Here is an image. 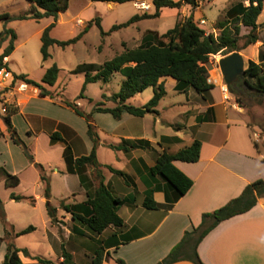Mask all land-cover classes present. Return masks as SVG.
<instances>
[{"label": "crops", "instance_id": "obj_1", "mask_svg": "<svg viewBox=\"0 0 264 264\" xmlns=\"http://www.w3.org/2000/svg\"><path fill=\"white\" fill-rule=\"evenodd\" d=\"M147 1L152 4L149 11L139 10L134 4L135 1H129L128 3H131L133 8L130 9L126 17L120 19V21L117 20L115 24L123 23L137 14H153L155 12L153 0ZM233 1L235 0H230L229 3ZM27 2L28 10L31 3ZM71 2L72 0H70L69 6ZM85 3L79 13L84 15L87 12L88 14L86 18H79L84 24L93 20L95 16H99L101 24H103V16L120 14L119 11L123 5V3L105 2L106 4L103 6L98 4V1L92 0H86ZM210 3L215 4V0H199L197 7L194 9L188 4L183 5L181 8L163 7L160 9L158 17L141 19L126 27H134L137 32L135 36L131 37L130 41L122 40L121 47L134 48L139 46L150 30L159 34L167 31L144 25L150 19L172 17L175 19L176 24L179 17H186L192 13L196 20H205V24H207L208 19L204 12V5ZM242 3L245 6L250 5L249 0H242ZM227 5L215 13L212 23H215L223 13H226ZM209 7L211 10L212 6ZM102 9L105 13L101 11ZM62 13H59L56 25L52 30L62 22ZM230 13L231 9L226 15L231 16ZM50 18L51 20L47 21L40 30H44L53 22V18ZM85 26L79 27L83 29ZM240 27L241 35H248L253 31L257 41L238 51L247 62L253 60L259 63L262 59L261 50L264 51V1L263 9L257 18V27L254 30H252V27L243 24ZM110 29H106L105 32H109ZM225 55L219 56V60ZM211 70L213 74L209 81L214 84V88L204 93H199L192 87L185 92H179L176 90L177 82L174 78L167 76L160 79V82L164 83L166 95L159 102L158 106L160 108H156L157 113H148L159 117L153 121L154 133H152V136L147 135L145 132L146 122L143 121H145L147 115L137 117L124 112L121 119H116L117 121L112 124V133L116 136L117 141L106 139L101 141L97 154L99 162L105 169V184L109 186L115 196L128 200L127 203L120 205L118 210V214L123 219V225L120 227L110 226L99 235L93 234L85 226L73 220L70 213L60 210L58 207L57 213L59 218L62 219V222H59L62 224L61 228L53 224L50 217V220L48 219L50 228L48 226L44 227V238L49 242L52 251L56 255L55 264H63L64 258L62 254L59 255L61 244L64 245V249L71 256L65 260L64 264H92V256L101 244L104 247L102 264H117L116 258H122L127 264H156L181 241L186 231L201 224L204 213L213 212L231 199L239 196L249 183L264 178V147L257 145L252 135L251 125L230 107L228 100H225L221 92V85H223L221 83L224 77L220 67L214 66L212 69L209 62V72ZM18 88V94L14 97L18 111L12 115L11 120L15 127V116L21 115L26 119L25 134L21 135V138L30 146L32 145L31 142L35 143L33 147L35 163L41 164L44 168L48 166V160L50 159L48 156L52 154L57 142H65L61 143L60 154L63 155L67 146H70L72 152H75V145L73 146L71 137L69 138L60 127L57 126L52 129L53 131H43L41 134L33 130L29 119L33 114L27 112L28 106L32 100L44 96H41L39 89L32 85L20 84ZM171 92L184 94L185 96L179 99H170L166 105L163 104V101ZM56 103L69 108L60 101ZM166 108L179 111L176 116L166 121L171 129L170 131H166L163 126L157 128L159 120L161 123L165 122L163 112ZM96 113L105 116L110 114L105 112ZM180 116L184 119L183 123L179 120ZM98 124L101 127L103 126L101 123ZM126 124L133 125L134 130L131 129L127 132L124 129ZM0 126L2 131L0 143L7 145L12 153L11 147L12 145L15 146V143L11 139L7 125L1 122ZM181 129H185L184 132H180ZM54 132H58L62 139H52L51 135ZM83 135L88 143L87 150L90 153L93 147L92 140L88 135V131L84 130ZM165 136L172 139H164ZM123 139H145L150 142V147L148 149L136 148L130 151L110 148L114 151L116 159L122 161L121 167L102 161L101 149L103 146L108 147L107 143L117 144ZM196 139L202 143L199 160L195 162L174 161L175 166L189 177L193 184L184 195L170 203L168 196L173 201L175 193L165 179L160 175L151 173V168L155 165L156 157L160 152L166 150L174 154L180 149L190 146ZM41 140L46 144V147L41 148L39 143ZM87 154L81 152L79 154L75 153V156L79 157ZM11 162L13 167H7L8 172L16 174L18 177L29 166L20 156L12 155ZM16 162L19 164L17 165ZM1 163L7 166L6 161ZM32 165L37 167L35 164ZM108 165L124 172L126 175L122 176L112 172L107 167ZM53 172L64 175L67 183L70 179L69 175L76 178L78 186L75 188L67 186L68 188L65 189V195L67 196L64 199L70 198L75 202H82L87 198V190H90L93 185L91 181H89L88 187L85 188L80 184L79 176L67 167L55 166ZM40 176L39 170L38 179H41ZM3 184L5 185V181L1 178L0 185ZM21 184L22 179L20 178V184L15 187L5 185L9 191L5 197L2 196L4 210L15 231H20L32 225L35 227V230L31 232L33 233L39 229V225L30 224L23 228L17 226L18 213L16 209L21 202L11 199L10 195L16 193L28 196L26 195L27 192L20 190ZM50 187L52 192V186L50 185ZM150 188H154L153 198L158 204L156 209H149L144 206L146 193ZM35 196L36 201L32 204L34 208L38 207L39 201L45 203L44 209L47 212V199L41 194ZM60 230L62 236H60ZM3 236L4 229L0 223V237ZM16 246L26 250V254L23 251L20 252L23 262L34 263L38 261L29 257L28 253L31 256L34 254L29 251L28 247L18 246L17 243ZM6 251L7 244L3 241L0 244V264L3 262ZM197 251L201 260L206 264H264V197H260L257 204L249 211L220 222L202 239ZM172 264L194 263L190 260H180Z\"/></svg>", "mask_w": 264, "mask_h": 264}, {"label": "trees", "instance_id": "obj_2", "mask_svg": "<svg viewBox=\"0 0 264 264\" xmlns=\"http://www.w3.org/2000/svg\"><path fill=\"white\" fill-rule=\"evenodd\" d=\"M32 4L29 14L19 16L17 19L31 18L41 20L45 17H52L53 22L48 25L42 32L41 36V53L43 61L51 57L50 47L58 45L66 47L76 43L82 38L83 34L88 31L92 21L84 28V30L76 37L59 40L51 36V30L56 25L58 15L67 11L70 0H27ZM103 2L125 3L135 0H92ZM199 0H153L155 12L153 14H137L127 21L115 24L109 32L102 29L100 20L96 22L101 29L102 35L113 32L115 30L126 28L131 24L145 18H155L160 15V9L163 7L181 8L183 5H190L193 9L197 7ZM250 5L245 6L242 2H238L231 9V17H234L233 26H229L226 20L219 21L218 26L222 29L219 37L213 34H206V31L195 20L191 13L189 16L180 18L174 27L166 32L159 34L150 30L144 36L142 43L134 48H125L120 54L115 55L111 60L103 65H89L91 71L87 67L85 69V82L80 97L84 96V90L88 83L97 82L99 80L108 82L115 72H120L124 77V81L120 90L110 96L111 100L116 103L113 107H104L103 102L96 103L92 112L110 113L115 119L122 118L124 112H128L137 117H143L148 113H157L156 107L161 99L166 95L164 83L160 82L163 77L170 76L177 82L176 90L185 92L192 87L199 93H204L214 88V84L209 81V57L212 54L222 52L224 55L235 50H241L239 40L245 38L243 47L257 41L256 35L251 32L248 35L241 36V24L257 27V18L263 9L264 0H249ZM0 19L7 21L15 19L8 13L0 14ZM16 32L12 28L5 27L0 32V48L3 42L9 39L8 45L0 54V69L6 67L4 58L9 57L15 49L14 41L16 40ZM242 47V48H243ZM261 61L259 63L249 60L245 75L239 77L232 84L234 89L243 91V89H251L258 95H264V53L261 52ZM95 70L94 72H92ZM60 68L53 64L45 72L42 82L28 78L27 74H20L17 79L27 85H32L39 89L41 96L53 97L52 92L45 86H53L57 82ZM250 80H255L254 83ZM243 86L245 88H243ZM152 87L154 90L153 97L142 106H135L128 100L145 89ZM237 91V92H238ZM1 98V92H0ZM1 101V99H0ZM66 106L72 108L78 115L87 117L88 119V135L92 140L93 147L89 154L75 157L70 146L64 151V157L69 165V170L79 176L80 184L87 188L90 181L89 176H94L98 182L94 190H87V198L79 203H68L61 200L60 207L71 214L73 220L85 226L93 234H101L110 226L120 227L123 225V219L118 214L119 206L127 203V199H121L113 194L108 185L105 184V177L102 171L103 165L98 160L97 150L101 143L97 126L86 112L79 105L70 100H63ZM15 111L4 116V122L10 132L12 141L20 145L29 160L40 169L41 181L44 183V197L47 199V211L52 222H58L57 207L51 204V187L49 178L44 173V167L35 163L34 156L30 147L21 138L16 128L12 124V114ZM52 139H62L58 132L51 135ZM164 139H172L164 137ZM201 141L195 140L190 146L180 149L172 154L166 150L160 152L156 157L155 165L151 168L153 175H160L165 179L175 193V199L169 202L173 203L180 196L184 195L193 184V181L187 177L175 164V160H183L187 162H195L200 158ZM109 148L114 150L130 151L136 148L150 147V142L145 139L125 140L119 144H109ZM112 172L125 176L126 174L120 170L107 166ZM90 172V175L87 173ZM89 175V176H88ZM3 178L7 187H15L20 184V178L16 174L8 172L0 167V179ZM154 188H150L144 200V206L149 209H156L157 202L153 198ZM11 199L16 201L26 200L34 204L36 199L34 196H25L11 193ZM260 197H264V178L249 183L243 192L231 199L225 205L219 207L213 212H206L202 216V222L199 226L185 232L181 241L176 244L171 251L161 261L156 264H172L180 260H190L194 264H206L199 257L197 248L202 239L220 222L233 216L245 213L252 209L258 202ZM0 220L4 226V238L7 239V251L2 264H22L20 252L26 254V250H22L16 246L12 239H16L21 235L31 233L35 227L30 225L20 231H13L14 226L9 222L5 210L4 203L0 198ZM75 229V228H74ZM74 231V230H73ZM14 233V234H13ZM2 237H0L1 239ZM62 257L63 264L70 254L63 248ZM104 259V247L101 244L93 256L92 264H102ZM44 263L51 261L39 258ZM117 264H127L122 258H116Z\"/></svg>", "mask_w": 264, "mask_h": 264}, {"label": "rangeland", "instance_id": "obj_3", "mask_svg": "<svg viewBox=\"0 0 264 264\" xmlns=\"http://www.w3.org/2000/svg\"><path fill=\"white\" fill-rule=\"evenodd\" d=\"M229 1L230 0H215V4L210 3L204 5V12L208 19V23L200 24L198 20H195L206 31V34H213L215 37H219L222 32V29L218 26L219 21L226 20L229 22V26L234 25V17H231L230 15L227 16L226 14L228 11H230V9L233 8L235 4H237L238 2H242V0H235L231 3H229ZM85 2L86 0H72L69 9L66 12L62 13V22L52 30L51 36L53 38L59 40H67L76 37L84 30V28L81 29L79 26H87L90 22L89 21L87 24H84L82 20L79 19L86 18L88 15L87 12L84 13V15L79 14L81 12V9L86 4ZM98 4L104 6L106 3L103 1H98ZM27 5L28 2L26 0H0V14L8 12L9 14L14 15L13 17L15 18L9 21L0 19V32L5 27H8L14 29L17 36L16 40L14 41L15 49L13 50L9 58H4V63H6L7 65L3 68L9 70L11 72V75L6 78H0V124L1 122H4V116L6 114L11 113L12 111H15V113L18 111V107L16 106L14 97H16V94H18L19 85L24 83L18 80L17 76L20 74H27L28 78L38 82H42V78L47 69L53 64H56L60 68L57 82L53 86L45 85L52 92L53 97H39L32 100L28 106L27 112L33 114V116L29 117L32 123L33 130L40 132L41 134L43 131H53L52 129L58 126L69 138L71 137L73 146L75 145V152H73L74 156L75 153L79 154L81 152L82 154H89V151L87 150L88 143L85 136L83 135L84 130L88 131L87 117H81L77 115L74 110H72V108H66L56 103L59 101L62 103L63 100H70L76 102L79 107L90 116L94 124L97 126L101 141L105 139L117 141L116 136L112 133V124H114V122H116L117 120L110 114L105 116L103 114L92 112V109L94 108L96 103L99 102H103L104 107L115 106L116 103L110 99V96L120 90L125 77L120 72H115L108 82L99 80L97 82L88 83L84 90V96L80 97V94L85 82L86 67L87 70L89 69L91 71L92 69L91 67H89V65H103L105 62L111 60L115 55L120 54L125 49L121 47L122 40L130 41L131 37L136 35V29L134 27L122 28L113 31L112 33L102 35L101 29L96 24V22L99 20L101 24V18L99 16H95L93 20H91L92 23L89 26L88 31L83 34L81 39H79L76 43L68 45L66 47H61L58 45L51 46V57L48 60L43 61L41 53V36L43 30L40 29L41 27H43V25H45V23H47V21L51 20V18L45 17L41 20L31 19L29 17L23 20L17 19L19 16H25L29 14L32 8V4L28 10ZM226 5L228 6L226 9V13H223L215 23H212L215 13L218 12L219 9L226 7ZM209 6H212L211 10ZM132 8L133 7L131 3L125 2L123 3L122 8L119 11L120 14H117L116 16L114 14L103 16L104 22L103 24H101L102 29L104 31L106 29H110L117 20L120 21V19L126 17L127 13H129L130 9ZM101 11L105 13L103 9ZM180 18H183V16L179 17V19ZM144 25L151 28H157L161 31H166L174 27L175 19L172 17L150 19L146 21ZM244 42V37L239 40V47L241 49L244 45ZM8 43L9 39L3 42L2 47L0 48V54H2L4 48L8 45ZM128 48L130 47L128 46ZM261 52L263 53L264 51L261 50ZM222 54V52H219L218 54L210 55L209 62L212 69L214 66L219 67V56H221ZM245 61V68H247L248 62L246 59ZM94 71L95 70H93L92 72ZM212 74L213 72L211 70L209 72V79L212 77ZM250 82L254 83L255 80H250ZM221 84H223L221 85V92L225 100H228L230 102V107L233 108L239 116L243 117L251 125L252 135L256 140L257 145L264 147V95H258L251 89H243V91H238L234 89L233 86V92H230L225 80H223ZM233 84H244V82L241 81L240 83ZM243 88L245 87L243 86ZM153 94V88L149 87L143 92L131 97L128 102L135 106H142L153 97ZM183 96L185 95L180 93L174 94V92H171L165 98L163 104L166 105L170 99H179L183 98ZM156 108L159 109L160 106H157ZM178 112V110L166 108L163 112L165 122L161 123L159 120L157 128L163 126L166 131H170L171 129L166 121L176 116ZM146 115L147 117L145 121H143L146 122V130H144L147 135L152 136V133H154L153 121L158 119L159 117L151 114ZM179 120L182 123L184 122L182 116H180ZM14 122L19 135L21 136L25 134L27 125L26 119H24V117L21 115H17L14 117ZM98 123H101L103 125V128ZM124 129L129 132L131 129H133V125L126 124ZM184 130L185 129H181L179 131L184 132ZM1 134L2 131L0 126V135ZM39 143L41 145V148L46 147V144L42 142V140ZM61 143L65 142L62 141L55 143L52 154L48 156L50 157V159L48 160L49 165L45 166L44 173H46V175L48 176L50 185L52 186V197L50 199L51 204L53 206H56L57 208L59 207L60 210H63L60 207L62 198L68 203L79 202H75V200H71L70 198L64 199L67 196L65 195V189L68 188L67 186H71L73 188L78 186L75 176L69 175L70 179L68 181V184L67 181L65 182L64 175L55 174L53 172L55 166H58L60 168L67 167V169H69L67 160L64 157V152L63 155L60 154V147H62ZM31 144L33 146H30L29 144L27 145L30 147L31 153L34 154L33 147L35 143L31 142ZM109 144L111 143H107V146ZM11 148L13 150L12 153L10 152V149L7 147V145L0 143V153H2L0 155V167L8 171L7 167H13L11 162L12 155L23 157V160L25 161V163L27 162L29 166L24 169L19 176V178L22 179L20 190H22L23 192H27L26 195L28 196L33 195L34 197H36V194H41L44 196V183L40 178L38 179V173L40 169L32 165L33 163L26 156L23 148L20 145L15 144V146L12 145ZM114 154L115 153L112 149L103 146V148L101 149V160L108 163H113L114 165L121 167L122 161H118ZM3 161H6L7 166L1 163ZM17 162L19 161L17 160ZM18 164L19 163H17V165ZM102 171L103 173L105 172V169L103 167ZM87 173L90 175V172ZM89 179L93 183L90 190H94V187L98 182L92 175L89 176ZM8 191L9 189H7L4 184L0 185V198L3 203L4 200L2 196L5 197ZM18 202L21 203L16 209V212L18 213L17 226L23 228L30 224L39 225V229L36 232L28 233L17 238V245L21 247H28L29 251L34 254L31 256L30 253H28L29 257L38 260L34 263L22 261V264H50L40 261V257L53 262L52 264H55L54 260L56 259V255L52 251L49 242H47L44 238V227L48 226V228H50L48 223L50 220L48 211L46 212L44 209L45 203H40L38 201V207L35 209L34 206L26 200ZM57 219L59 220L58 222L52 223L61 228L62 224L59 222H62V219L59 218L58 213ZM0 223L4 229L1 220ZM13 231L15 232V228H13ZM60 236H62L61 230ZM3 241H5V243L7 244V239H5L4 236L0 239V244ZM12 241H14L15 243V239H12ZM63 248L64 245L61 244V247L59 248V255L62 254Z\"/></svg>", "mask_w": 264, "mask_h": 264}, {"label": "water", "instance_id": "obj_4", "mask_svg": "<svg viewBox=\"0 0 264 264\" xmlns=\"http://www.w3.org/2000/svg\"><path fill=\"white\" fill-rule=\"evenodd\" d=\"M219 67L230 92H233L232 84L245 75V60L242 54L235 50L219 60Z\"/></svg>", "mask_w": 264, "mask_h": 264}, {"label": "built area", "instance_id": "obj_5", "mask_svg": "<svg viewBox=\"0 0 264 264\" xmlns=\"http://www.w3.org/2000/svg\"><path fill=\"white\" fill-rule=\"evenodd\" d=\"M135 6L139 9V10H143V11H149L151 9L152 4L150 2H148L147 0H135ZM200 24H205V20H200L199 21ZM11 75V72L9 70H7L6 68H1L0 69V78H6L8 76Z\"/></svg>", "mask_w": 264, "mask_h": 264}]
</instances>
